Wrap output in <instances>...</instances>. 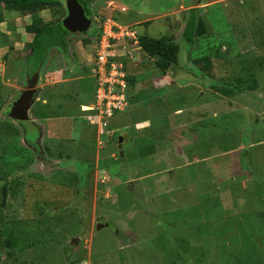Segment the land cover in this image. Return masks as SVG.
<instances>
[{
  "label": "rangeland",
  "instance_id": "rangeland-1",
  "mask_svg": "<svg viewBox=\"0 0 264 264\" xmlns=\"http://www.w3.org/2000/svg\"><path fill=\"white\" fill-rule=\"evenodd\" d=\"M52 2L27 17L0 5V264H264V0H90L86 34L32 71L25 26L62 21L66 0ZM108 16L180 50L164 72L141 48L121 57L129 106L104 124L82 104ZM29 88L18 121L10 106ZM181 124L194 136H173Z\"/></svg>",
  "mask_w": 264,
  "mask_h": 264
},
{
  "label": "built area",
  "instance_id": "built-area-1",
  "mask_svg": "<svg viewBox=\"0 0 264 264\" xmlns=\"http://www.w3.org/2000/svg\"><path fill=\"white\" fill-rule=\"evenodd\" d=\"M113 18L104 17L98 32L93 38L90 37V41L94 40L92 71L95 86L93 101L82 108L90 113V121L93 122L94 115L98 116L100 122H104V119L107 122L115 113L124 111L131 98L127 78L131 74L120 58L125 55L135 61L138 59L134 48L140 49V35L133 28V24L120 25ZM129 45L132 46L131 49L128 48Z\"/></svg>",
  "mask_w": 264,
  "mask_h": 264
},
{
  "label": "trees",
  "instance_id": "trees-1",
  "mask_svg": "<svg viewBox=\"0 0 264 264\" xmlns=\"http://www.w3.org/2000/svg\"><path fill=\"white\" fill-rule=\"evenodd\" d=\"M78 1L84 7L86 14L90 16V0ZM51 3H53L52 0H0V5H3L5 9L19 11L26 15H33L43 9H47ZM25 29L33 33L30 53L26 56L27 64L31 67L32 71L38 69L50 45L55 44L61 46L65 50L67 47L66 38L69 33H71L64 28L61 21L51 24L45 22L40 16H35L32 23L26 25ZM203 32V20L200 18L197 19L195 11L191 9L183 30L185 39L193 43L195 41V35H201ZM86 41L87 39H84V42ZM139 45L148 56L155 58V64L162 72L166 71L172 64L178 61L180 45L173 38L165 36L155 38L149 35H140ZM33 54H36L38 61L35 66L32 67L30 59ZM127 78L130 83L132 77L128 75ZM235 83L236 82L230 80V85L225 88V93H230L232 91L231 85ZM249 88L254 89V85H250Z\"/></svg>",
  "mask_w": 264,
  "mask_h": 264
},
{
  "label": "water",
  "instance_id": "water-1",
  "mask_svg": "<svg viewBox=\"0 0 264 264\" xmlns=\"http://www.w3.org/2000/svg\"><path fill=\"white\" fill-rule=\"evenodd\" d=\"M66 7L67 16L61 21L64 28L69 32L86 31L91 19L86 14L82 4L78 0H66ZM36 92V88L26 89L11 103L10 114L16 120L23 121L28 119L27 108L34 99ZM103 225L102 223H98L96 228H100Z\"/></svg>",
  "mask_w": 264,
  "mask_h": 264
},
{
  "label": "crops",
  "instance_id": "crops-1",
  "mask_svg": "<svg viewBox=\"0 0 264 264\" xmlns=\"http://www.w3.org/2000/svg\"><path fill=\"white\" fill-rule=\"evenodd\" d=\"M110 1H112V0H110ZM114 3H116V0H115V2ZM117 4V3H116ZM118 5V4H117ZM119 6V5H118ZM122 7V6H121ZM166 13V12H165ZM28 15H25L24 17H27ZM143 20H145V19H143ZM143 20H138V21H136V22H138V23H141ZM28 34L26 35V37L29 39V41H32V38H33V33L31 34V33H29V32H27ZM51 47H49L48 49H47V52H46V55H47V53H48V51H49V49H50ZM46 55H45V57H46ZM75 65V63H70V64H68L67 63V66L66 67H62L63 68V71L64 72H66L67 74H71V72L73 73V72H77L79 69H81V67L80 66H78V67H76V66H74ZM90 69H91V67H90ZM167 75V73H164V75ZM156 80H157V82L158 81H161V82H163V83H167L168 81L170 82V83H174L175 82V80H173V79H169V80H167V78H162V77H160V78H155ZM76 83V82H75ZM159 83V82H158ZM77 84H79V83H77ZM75 85V84H74ZM163 85V84H162ZM66 87V85H63L62 87ZM71 87V86H70ZM85 104H87V103H84V104H82V105H85ZM90 121V120H89ZM91 122V121H90ZM147 122L148 121H142L140 124H138V127H142L143 125H145V124H147ZM137 127V128H138ZM186 127H187V124H181V125H178V127L176 128V133L173 135V136H194L192 133H190L189 132V130H187L186 129ZM109 132V134L110 133H112L113 132V130H111V131H108ZM188 133V134H187Z\"/></svg>",
  "mask_w": 264,
  "mask_h": 264
},
{
  "label": "flooded vegetation",
  "instance_id": "flooded-vegetation-1",
  "mask_svg": "<svg viewBox=\"0 0 264 264\" xmlns=\"http://www.w3.org/2000/svg\"><path fill=\"white\" fill-rule=\"evenodd\" d=\"M86 32H87V30L86 31H83V32H79V35H81L82 36V34H80V33H85L86 34ZM71 33H73V32H71ZM89 34V33H88ZM73 37H74V35H72ZM68 37V36H67ZM83 39H87V42H88V40H89V37H84ZM67 46H68V43H67ZM60 48H62L61 46H60ZM63 49V48H62ZM66 49H67V47H66ZM65 49V50H66ZM64 50V49H63ZM36 94V93H35ZM35 94H34V96H35ZM87 104H89V103H87ZM87 104H85V105H87ZM11 107V106H10ZM18 121H20V120H18ZM23 121H25V120H23ZM110 136V135H109Z\"/></svg>",
  "mask_w": 264,
  "mask_h": 264
}]
</instances>
